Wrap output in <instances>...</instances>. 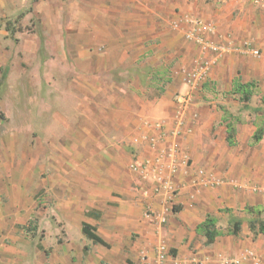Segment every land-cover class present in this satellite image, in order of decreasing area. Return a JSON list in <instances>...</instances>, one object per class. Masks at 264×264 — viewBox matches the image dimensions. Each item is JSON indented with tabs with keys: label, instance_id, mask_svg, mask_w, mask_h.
I'll use <instances>...</instances> for the list:
<instances>
[{
	"label": "crops",
	"instance_id": "0c3cea01",
	"mask_svg": "<svg viewBox=\"0 0 264 264\" xmlns=\"http://www.w3.org/2000/svg\"><path fill=\"white\" fill-rule=\"evenodd\" d=\"M88 3L90 10L73 15L68 23L71 39H78L72 49L79 73L63 78L76 102L74 112L69 120L62 117L58 121L61 130L54 128L62 135L48 138L61 148L55 157L60 166H54V180L51 175L39 184L58 192L56 204L69 218L65 224L73 223L81 233L85 221L109 244L100 250L88 239L91 244L84 264H102L103 257L112 260L116 253L136 259L145 254L149 259L160 244L172 247L179 264H190L194 249L198 255L232 253L236 247L230 235L220 233L206 247L202 245L205 237L196 227L208 215L216 222L213 214L223 204L231 207L236 203L238 189L245 184L238 181L244 179L222 167L227 162L230 167L237 163L239 173L245 166L238 162L248 156L253 159L254 153L239 149L243 144L237 132L238 120L234 122L235 144L226 142L223 105L217 106V124L221 125L213 138L214 123L198 96L189 93L185 84L179 94L173 93V78H158V74L164 77L159 69L169 68L173 60V54L163 51L189 47L183 36L179 38L169 29L176 21L174 5L169 0ZM203 15L211 19L208 13ZM203 59L210 65L216 60L208 52ZM147 65H153L154 74L128 70ZM235 80L251 81L233 76L227 91L233 96H237L232 93ZM200 83L202 88L209 86L206 81ZM255 144L249 138L248 147ZM223 151H232L225 157L233 160L221 157ZM207 177L209 184L202 182ZM221 178L229 181L221 183ZM169 188L176 191L171 193ZM244 191L248 194L249 189ZM74 217L80 220L78 224ZM16 221L8 210L0 208V231ZM66 235L70 241L68 231Z\"/></svg>",
	"mask_w": 264,
	"mask_h": 264
},
{
	"label": "rangeland",
	"instance_id": "374dc122",
	"mask_svg": "<svg viewBox=\"0 0 264 264\" xmlns=\"http://www.w3.org/2000/svg\"><path fill=\"white\" fill-rule=\"evenodd\" d=\"M91 1L95 0H0V77L4 75L0 85V208L8 210L10 216L18 220L0 231V264H84L90 249L91 243L80 235L77 226L65 224L69 218L64 216L60 204H56L60 198L58 192L49 185L45 188L39 184L51 175L54 180L55 157L61 148L48 138L62 135L54 128L61 130L62 123L58 121L62 117L69 120L76 103L71 98L70 86L63 79L79 73L72 49L78 39H71L68 23L73 15L89 11L88 2ZM169 1L177 13L169 29L178 33L179 38L183 36L189 47L177 52L163 51L173 54V60L171 68L159 69L164 77L158 74V78H173V93L179 94L185 84L189 93L198 96L209 109L208 115L214 123L213 138L220 133L217 106L223 105L238 117L237 132L243 142L240 141L243 146L239 145V149L254 153L253 159L248 156L247 160L238 162L245 166L239 168L242 174L239 169L237 172V163L230 167L227 162L222 167V170L231 169L244 179L238 182L245 184H236L240 186L239 196L233 206L223 204L213 214L216 229L223 235H230L236 249L230 254L225 250L224 255L215 251L198 255L194 249L195 255H191L189 262L264 264V234L254 235L247 227L252 217L248 207H264V133L254 146L247 145L254 129L253 122L264 125V0ZM204 12L211 15V19H205ZM206 52L216 58L211 65L209 60L203 59ZM227 58L231 59L226 63ZM220 60L223 65L217 66ZM153 69V65L128 68L129 72L139 74H154ZM236 75L255 84L247 107L237 96L227 92L230 79ZM202 81L209 86L202 88ZM231 153L223 151L221 157L232 161L225 157ZM189 163L190 159L186 165ZM210 181V177L202 179L208 184ZM226 181L229 180L221 178V183ZM246 188L248 194L244 191ZM232 217L242 222L237 235L228 233ZM79 221L77 219L76 224ZM66 231L70 241H66ZM85 245L86 250L83 249ZM202 245L207 247L210 243ZM98 246L100 250L105 247ZM191 246L196 248L195 244ZM157 248L149 259L145 254L136 259L116 253L111 256L112 260L107 256L101 262L179 264L172 247L165 245L163 259L159 258ZM95 252L99 254L96 249Z\"/></svg>",
	"mask_w": 264,
	"mask_h": 264
},
{
	"label": "trees",
	"instance_id": "16d2710c",
	"mask_svg": "<svg viewBox=\"0 0 264 264\" xmlns=\"http://www.w3.org/2000/svg\"><path fill=\"white\" fill-rule=\"evenodd\" d=\"M4 81V75L0 77V85ZM255 84L253 81L248 82H239L235 80L232 84V93L237 95V99L244 104V107H247V103L250 101L251 96L254 92ZM264 100V96L262 98ZM222 121H224L226 126V136L225 140L229 145L235 144V126L234 122L238 120L237 117L233 116L226 109L222 110ZM254 130L250 136V143L255 144L262 139L264 133V125L258 124L257 122H253ZM248 212L252 215V217L247 222V227L250 232L254 235L256 234H264V207L262 209H256L251 206L248 207ZM241 220L236 217H232L229 219L230 228L228 230L229 234L237 235L241 230ZM197 231L203 234L205 237V243H212L217 235L220 232L216 229L215 219L211 216H206V218L197 225ZM81 233L84 237L89 239L94 244H100L105 247H109V244L97 234L96 228L82 221L81 223ZM83 249H87L85 245Z\"/></svg>",
	"mask_w": 264,
	"mask_h": 264
},
{
	"label": "built area",
	"instance_id": "2783aa9c",
	"mask_svg": "<svg viewBox=\"0 0 264 264\" xmlns=\"http://www.w3.org/2000/svg\"><path fill=\"white\" fill-rule=\"evenodd\" d=\"M159 258L163 259L165 256V246L164 245H159L157 248Z\"/></svg>",
	"mask_w": 264,
	"mask_h": 264
}]
</instances>
